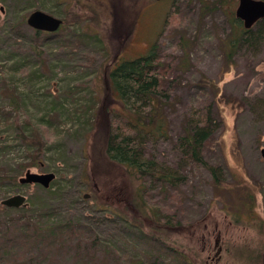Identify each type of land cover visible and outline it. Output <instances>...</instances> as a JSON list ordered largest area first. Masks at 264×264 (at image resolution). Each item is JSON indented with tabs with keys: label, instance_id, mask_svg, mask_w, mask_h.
I'll return each mask as SVG.
<instances>
[{
	"label": "rangeland",
	"instance_id": "374dc122",
	"mask_svg": "<svg viewBox=\"0 0 264 264\" xmlns=\"http://www.w3.org/2000/svg\"><path fill=\"white\" fill-rule=\"evenodd\" d=\"M216 1L0 0V173L18 182H0V264H187L174 259L177 250L191 264H262L264 26L252 25L259 38L229 56L238 0ZM35 8L61 18L75 10L82 18L34 50L33 28L19 20ZM154 43L168 64L160 95L168 135L143 148L173 174L165 182L130 176L93 142L107 70ZM196 122L208 123L200 147L206 164L179 140ZM36 136L40 150L31 143ZM27 169L55 177L48 187L20 183ZM138 186L143 211L134 200ZM14 193L26 196L24 205L1 203ZM152 209L169 225L158 226L163 250L138 237L154 225ZM129 211L141 229L119 214ZM69 222L78 228L70 232Z\"/></svg>",
	"mask_w": 264,
	"mask_h": 264
},
{
	"label": "trees",
	"instance_id": "16d2710c",
	"mask_svg": "<svg viewBox=\"0 0 264 264\" xmlns=\"http://www.w3.org/2000/svg\"><path fill=\"white\" fill-rule=\"evenodd\" d=\"M228 2H230V0L216 1V3L220 4L222 7L224 5L226 6ZM231 13L233 14V12ZM80 18H82L81 12H76L75 10L65 11L64 18H62L63 22L60 27L68 23L77 22ZM25 20L26 16L23 15L19 21L21 22ZM231 24L232 31L227 39L229 56L232 55L235 47L239 43L255 38V33L252 34L251 32L253 26L245 28L240 20L239 24L234 23L233 20ZM256 24H258L259 27L264 26V17L258 19L253 25ZM33 31L35 43L31 44V49L35 50L37 49V45H46L48 42L47 40H50V42L53 40L54 36L49 34L51 32L34 28ZM44 33L46 34L45 37L47 39L44 38ZM259 34H261L260 30L257 32L258 38ZM81 35L84 34L80 32L76 33L75 38H80ZM84 37L96 39L98 41L100 40V38L98 39L95 35L91 37L86 35ZM156 46L157 45L154 43L145 53L132 58H123L107 70L104 81L106 85V93L109 95L104 96V103L98 112V116L101 118L93 132V142L94 140H96L95 142H99L100 153H102L110 162H116L124 166L130 176L136 179H141L145 176H152L165 182L171 181L173 174L170 173V171L157 166L155 160L148 157L143 148V142H146L147 139H157L168 135L167 122L162 111L164 103L160 100V95H162L161 89L163 86V76L168 69V64L164 62L163 55L161 52L157 51ZM9 99L13 109H18L20 106L18 99L12 95H9ZM108 101H112L113 104L108 105ZM111 116L122 119L124 127L117 125L113 126V118ZM13 118L17 121V112L14 113ZM208 133V123L200 124L199 122H196L194 125L188 126L184 135L179 137L180 143L185 146V153L204 164H206V162L201 155L200 147L202 142L208 136ZM20 136L26 140L30 137L26 136L25 131L23 130L21 131ZM33 136H35V134ZM34 141L35 142L31 143L36 144V148L40 150L43 142L39 141L38 136H36ZM25 143L29 144L28 142ZM208 167L217 181L215 166L208 165ZM5 178L15 185L18 184L17 175L15 174L6 176L5 174L0 173V182L5 180ZM140 190V186L135 188L134 200L135 203L139 205L138 207L143 211V204L138 200V197L140 198ZM250 207H252V204H250ZM114 210L115 209H112V211ZM128 213L129 216L122 213L119 214L127 221H130L132 226L134 225V227L141 229L139 226H142L143 224H135L138 221L136 216L130 211ZM148 214H150V216L147 215L148 219L153 220L154 225L152 227L149 226V231L147 232L140 230L141 232L138 237L145 239L148 242H156V249L163 250L165 239L159 233L158 226L161 225L168 227L169 225H167V222H162L160 220L161 217L157 212H154L153 209L150 213L148 212ZM27 218L30 217L27 216ZM59 227L61 226H58V230ZM66 227L70 232H73L78 228L77 224L74 222H69ZM57 241H60V238H57ZM174 259L178 261L184 260L187 264H191V261L185 256V253L178 250L175 251ZM135 264H144V261L139 260Z\"/></svg>",
	"mask_w": 264,
	"mask_h": 264
},
{
	"label": "water",
	"instance_id": "95a60500",
	"mask_svg": "<svg viewBox=\"0 0 264 264\" xmlns=\"http://www.w3.org/2000/svg\"><path fill=\"white\" fill-rule=\"evenodd\" d=\"M234 14L236 18L242 21L245 28H250L258 19L264 17V0H238ZM26 22L34 29L52 32L60 27L63 19L35 8L28 13ZM262 154L264 155V148H262ZM54 177L55 173L52 171L39 172L27 169L22 176L18 177V181L20 183H37L43 187H48ZM25 200L24 194L14 193L1 199V203L5 206L18 207L24 205ZM262 264H264V254Z\"/></svg>",
	"mask_w": 264,
	"mask_h": 264
},
{
	"label": "flooded vegetation",
	"instance_id": "af4514ba",
	"mask_svg": "<svg viewBox=\"0 0 264 264\" xmlns=\"http://www.w3.org/2000/svg\"><path fill=\"white\" fill-rule=\"evenodd\" d=\"M241 21V20H240ZM242 22V21H241Z\"/></svg>",
	"mask_w": 264,
	"mask_h": 264
}]
</instances>
